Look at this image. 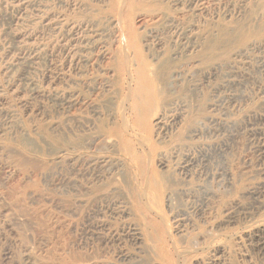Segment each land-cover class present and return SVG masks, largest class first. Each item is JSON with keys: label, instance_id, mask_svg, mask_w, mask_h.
Segmentation results:
<instances>
[{"label": "rangeland", "instance_id": "rangeland-1", "mask_svg": "<svg viewBox=\"0 0 264 264\" xmlns=\"http://www.w3.org/2000/svg\"><path fill=\"white\" fill-rule=\"evenodd\" d=\"M0 264H264V0H0Z\"/></svg>", "mask_w": 264, "mask_h": 264}, {"label": "bare ground", "instance_id": "bare-ground-1", "mask_svg": "<svg viewBox=\"0 0 264 264\" xmlns=\"http://www.w3.org/2000/svg\"><path fill=\"white\" fill-rule=\"evenodd\" d=\"M123 2V1H122ZM126 55V53L124 54V56ZM126 60H128L126 58ZM136 75H137V89L133 91V93L131 94V98L129 97L128 99H130L129 102H133V109L134 111L136 112V114L141 117L142 116V112H143V107L144 105H150L151 104V99L149 97V94H150V91L148 89V75H147V71H146V68L144 67V64L143 63H138L137 64V67H136ZM128 74V73H127ZM130 79V78H129ZM129 81V80H128ZM129 93V92H128ZM127 93V94H128ZM162 94V93H161ZM129 96V94H128ZM127 98V96L125 97ZM128 102V100H127ZM127 102L125 101V103L127 104ZM124 103V104H125ZM128 105V104H127ZM124 111H125V108H124ZM123 114V113H122ZM123 117V116H122ZM123 120V119H121ZM122 123V122H121ZM144 121L142 120V117L138 119V124L139 125H144ZM139 145V144H138ZM139 148V147H138ZM148 181V180H147ZM147 184V183H146ZM149 184V183H148ZM146 188V187H144ZM147 189V188H146ZM145 189V190H146ZM144 189L142 190L143 192L142 193H145ZM150 190V189H149ZM143 195V194H141ZM145 196V194H144ZM142 197V196H141ZM173 197V196H172ZM144 198V197H142ZM156 198V197H155ZM171 198V197H170ZM146 199V198H145ZM145 199H142V200H145ZM169 199V198H168ZM171 199H169L170 201ZM146 203V202H145ZM147 204V203H146ZM145 204V206H146ZM148 206V205H147ZM148 210L149 207H146ZM151 250V249H150ZM154 250V249H153Z\"/></svg>", "mask_w": 264, "mask_h": 264}]
</instances>
